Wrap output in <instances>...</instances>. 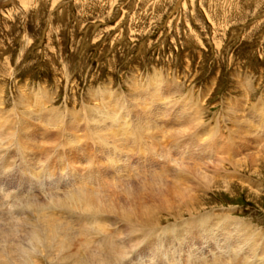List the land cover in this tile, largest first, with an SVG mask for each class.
Instances as JSON below:
<instances>
[{
	"label": "rangeland",
	"instance_id": "obj_1",
	"mask_svg": "<svg viewBox=\"0 0 264 264\" xmlns=\"http://www.w3.org/2000/svg\"><path fill=\"white\" fill-rule=\"evenodd\" d=\"M158 77L166 84L161 83ZM147 83H153L171 95L168 98L172 99L171 113L183 103L184 112L199 107L202 125L212 128L207 130L200 127L192 134L203 140L215 137L217 146L205 152L206 157L213 159L222 152L220 157L226 158L219 163L217 181L204 192L201 189L198 192V202L203 203L202 211L214 210L213 213L224 221L231 234V240L227 242L223 240L224 235L217 233L214 246L224 250L229 245V249H235L244 239V255L252 257L254 253L262 256L264 143L261 142L260 148L249 138L257 139L259 132L264 138V0H0V118L33 123L35 130L29 129L28 133L35 141H39L36 146L42 145L44 139L39 130L50 128L58 118L64 117L68 125L75 122L78 127L72 133L78 142H71L70 135L65 141L63 129L56 143L50 145L53 150L59 142H63L66 148L59 153L54 152L58 160L50 168V172L54 171L50 178L43 177L38 172L40 169L37 170V180L32 176L25 177L19 161L14 167L9 163L6 169L0 165L1 192H14V196L26 201L32 198L44 200L50 192H63L67 183L75 182V178H72L76 171H71L67 160L79 159L84 155L86 158L82 168L75 170L84 177L78 178L86 179L88 184L91 171L97 165L104 170L103 162L107 164L104 158L101 160L96 145L85 138V115L98 107V100L104 97L103 90L109 89L110 93L113 92L111 97L115 96L124 102L137 93L134 97L139 98V101L149 92L148 89L154 87ZM138 86L147 91L144 92ZM161 103L151 102L150 106L161 110ZM37 105L39 107L35 108ZM118 111L126 116L132 115L130 112ZM54 114L57 118L53 117ZM29 116L30 119H27ZM164 119L158 120L162 128L181 125L176 124V121L164 125ZM51 120H54L53 123ZM248 139L250 142L244 143ZM181 141L192 142V139L189 136L182 137ZM136 149L128 150L127 156L122 155L123 159L129 157L127 163L135 164L141 155H145ZM33 150L38 151L37 147ZM66 150L76 151L68 153ZM34 154L38 159L48 155L46 151ZM8 156L11 158L10 152ZM53 158L54 155L48 163ZM41 183L53 185L43 188ZM26 192L30 195L25 196ZM13 207L16 206L9 208L12 216L27 214H18L19 211ZM59 212L64 214L62 218L69 219L65 212ZM165 219L173 221L170 216ZM185 244L181 245V249L187 248ZM208 245L206 250H216L211 243ZM143 246L138 247L136 253L144 249Z\"/></svg>",
	"mask_w": 264,
	"mask_h": 264
},
{
	"label": "bare ground",
	"instance_id": "obj_2",
	"mask_svg": "<svg viewBox=\"0 0 264 264\" xmlns=\"http://www.w3.org/2000/svg\"><path fill=\"white\" fill-rule=\"evenodd\" d=\"M159 81L163 83L161 80ZM149 83L151 84V81ZM149 83L147 84L149 85ZM149 86L154 85L152 83ZM242 88L244 89V86ZM148 91L147 94H142L143 98L141 97L139 101H137L139 98L135 99L134 97L137 95L136 93L124 102L122 99L115 98V96L111 97L113 92L110 93L109 89L103 90L102 96L104 97L100 98L101 101L98 100V107L85 115V138L93 142L91 144L96 145L94 146L99 152L101 160L104 158L107 164L105 165V161L103 162L104 170H102L97 162L94 163L95 166L97 165L96 168L94 167L95 169L91 171L90 175L87 173L88 184L86 179L85 181L78 178L83 177L78 170L82 168L83 160L86 158L85 155L82 156L80 153L82 157L79 159L67 160V165H69L71 171H76L74 174L72 173L74 176L72 179L75 178V182L67 183L68 185H65L63 192L49 191V195H45L44 200L32 198L31 201H26L14 196V192V194L2 193V188L0 189V223L3 222L0 225V264H162V261L164 264H263L264 253L262 256L252 253V257H247L242 253L244 251L243 246L246 243L244 239L240 241L241 245H238L235 249H229V245L225 246L224 250L214 246L216 244L214 238L217 237V233L224 235L223 240L227 242L231 240V234L226 225L223 224L224 221H221L217 214L213 213L214 210L202 211L203 203L198 202V192L200 189L204 192L213 182L217 181L219 163L225 161L226 158L222 159L220 157L222 152L216 157L217 150L213 155L215 156L213 159H211L212 157H206L209 149L213 150L217 146L216 140L214 142L215 137L203 140L192 134L196 130H200V127L207 130L212 128H205V125H202L203 118L202 112L198 110L199 107L196 106L197 109L194 108L190 112H184L185 106L183 103L171 113L173 104L170 102L172 99H168L171 96L169 93L166 94L156 85ZM39 92L41 93V91ZM36 98L37 101H40L38 97ZM155 101L162 102L161 110L150 106L151 102ZM38 105L35 108L40 106ZM42 105L44 106V104ZM118 110L123 113L130 112L132 115H123ZM228 113L230 114V112ZM55 115L51 116L55 117ZM162 117H165L164 125H167L169 121H176V124L181 125L176 128L169 126L162 128L158 122ZM244 117L246 116L244 115ZM4 119L0 118V165L6 169L9 163L14 167L15 163L19 161L24 176L28 178L32 176L33 179H36L38 172L43 177H51V172L54 171L50 172V168L52 169V164L55 160H58L55 154L66 148L63 146V142H59L56 146L58 148L55 147L53 150H51L50 145L56 143V139L61 135L63 129L65 131L63 134L65 141L70 135L71 142H78L76 141L78 140L77 137L72 136V133L78 129L75 126L76 123L71 122L68 125L64 117L55 120L53 126L46 130L41 131L40 128H37L40 129L41 137L44 138L42 140L44 149L42 145L36 146L39 141H35L29 136L28 130H35L33 123L21 122L18 119ZM27 119H30V116ZM14 122L16 123L11 124ZM262 131H264V127ZM262 135L259 132L257 139L254 137L249 139L251 142H256V145H260L261 148V142L264 143ZM188 136L192 139V142L184 143L181 141L182 137ZM171 137L174 139H171ZM164 139L166 140L163 141ZM249 139L244 143H249ZM36 147L37 152L45 153L46 151L48 155L38 159L34 154L37 152L33 150ZM132 148L134 150L137 148L136 151L145 153L136 160L135 164L126 162L129 157L126 159L122 157V155L127 156L128 150L130 151ZM66 151L73 153L76 150ZM9 152L13 160L9 158ZM53 155V160L48 163L49 158ZM59 158L61 159V157ZM235 161H238V159ZM88 164H91V162ZM54 169L56 171V166ZM37 170L39 171L37 172ZM169 173L173 174L169 175ZM248 181L250 180L248 179ZM32 182L34 183V181ZM52 185L42 184V187L50 188ZM59 188L58 190H60ZM28 194L25 196H28ZM167 196H170V198ZM8 197V200L5 199ZM14 205L16 207H13V209L19 211L18 214L20 212L27 214L21 213L25 216L20 217H17L19 215L12 216L9 208ZM58 211L65 212L69 219L62 218L64 214L61 215ZM167 216H170L173 221L168 222L169 217L165 219ZM230 219H233V217H230ZM233 221L235 222V220ZM225 222L227 221L225 220ZM235 224L237 225V223ZM184 242L187 248L181 249ZM209 243L216 248L215 251L213 249L206 250ZM173 244L180 247V249L176 248L177 250L174 251L167 248ZM141 245H144V249L136 253V249ZM262 249L264 250V246ZM178 252H180V255Z\"/></svg>",
	"mask_w": 264,
	"mask_h": 264
}]
</instances>
